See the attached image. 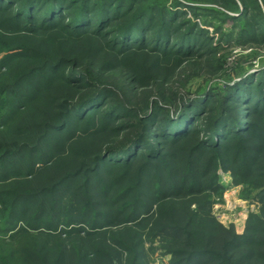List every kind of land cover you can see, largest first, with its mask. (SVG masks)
Returning a JSON list of instances; mask_svg holds the SVG:
<instances>
[{"label":"trees","instance_id":"1","mask_svg":"<svg viewBox=\"0 0 264 264\" xmlns=\"http://www.w3.org/2000/svg\"><path fill=\"white\" fill-rule=\"evenodd\" d=\"M160 1L0 0V22L15 26L19 33H26L25 37L64 34L67 41L79 45L93 64L108 70L118 66L125 70H121L125 80L119 89L93 85L77 67V59L65 55L54 61L43 60L37 66L39 76L29 73V85L36 89L30 91L28 100L30 105L45 97L51 100L45 102L47 107H41L38 114H29L31 121H22V128L19 125L13 129L12 135L19 141L0 154V163L9 156L21 161L26 157L27 176L37 180L38 169L33 170V159H47L39 170L42 175L56 170V163L65 160L63 155L48 163L52 157L41 152L43 143L52 139L53 134L71 128L91 131L78 140L103 136L106 147L97 152L84 148L73 152L77 168L69 172L62 167L55 174L59 180L53 181L45 196L37 199L56 195L59 200L67 190L69 198L76 202L71 204L76 214L67 224L77 227L78 236L104 237L113 225L124 224L123 233L137 237L139 228L150 225L146 235L161 241L164 252L171 257L169 264H264V69L222 91H207L178 105L162 98L163 101H143L133 106L124 90L128 87L131 94L132 84L140 86L146 100V86L158 75H169L163 65L179 66L216 56L220 46H213L207 32L196 21L187 19L188 11L194 19L202 16L199 12L224 16L238 31L236 41L241 45L264 43V12L256 0H236L240 5L234 0H215L224 8L237 11V16L188 1L171 0L169 5L165 3L168 0ZM225 40L230 43L229 37ZM26 53L8 56L15 59ZM46 72L52 76L43 74ZM11 92L15 95L17 91ZM63 92L72 96V101L53 106ZM51 102L52 108H58L57 113L50 108ZM15 107L9 121L22 110V105ZM51 109L53 114L49 113ZM0 122H6L3 115ZM26 134L29 145L19 139ZM115 139L119 142L113 145ZM218 170L230 172L235 185H247L249 190L257 191L260 213L247 218L241 235L232 227L219 224L211 214L214 198H221L224 191ZM78 178L83 182L73 190L71 182L66 189L61 185L64 179ZM56 184L62 187L54 189ZM21 200L16 195L9 208L0 203L2 210L8 212V228L3 232L10 233V239L26 237L27 228H33L23 226V218L17 213ZM32 201L36 199L29 198L27 204ZM65 232L62 235L70 233ZM138 237L134 248L114 244L126 256L125 264L141 262L138 257L142 254L143 239L140 234ZM62 249L66 251L65 246ZM63 253L56 264L65 263ZM98 256L99 261H109L106 255ZM75 264H86V260L79 257Z\"/></svg>","mask_w":264,"mask_h":264},{"label":"rangeland","instance_id":"2","mask_svg":"<svg viewBox=\"0 0 264 264\" xmlns=\"http://www.w3.org/2000/svg\"><path fill=\"white\" fill-rule=\"evenodd\" d=\"M170 1H165V3L169 5ZM179 1H188L198 7L211 8L218 12H224L229 16H237V11H230L215 0ZM160 2L164 3L162 0ZM256 2L261 11L264 12V0H256ZM236 4H239V2L236 1ZM199 13H202V16L194 19L191 12L188 11L186 14L187 19L196 21L199 27L207 32V35L212 38L213 46H220L217 49L216 56L208 60H194L195 62L190 61V63L187 61L179 66L171 63L163 65L164 69L169 70V73H167L169 75H158L152 83L150 82L146 86L145 92H149L146 100H143L141 96L142 87L132 84L131 94L127 92L128 87H124V90L129 95L126 98L129 104L139 106L143 101L146 103L152 100L163 101V98L178 105L183 101L192 100L207 91H222L226 86L233 85L247 75L264 69V43L251 44L248 42L245 45H241L236 41L238 31H234L231 21L219 14ZM203 13L205 14L203 15ZM3 23L0 22V117L3 115L6 122L4 124L0 122V154L12 148L15 141H19L13 137V129L15 127L18 128L17 126L19 125L22 128L25 125V122L22 121H31V119H28L29 114L30 116L38 114V110L41 107H47L45 102L51 100L50 97H45L40 99V103L36 101L33 105H30L28 100L30 91L32 92V89H36L31 88L33 85H29L32 80L31 75L39 76L41 74L38 72L40 69L37 66L42 64L43 60L54 61L57 56L66 55L70 59H77V67L89 77V81L93 85H108L112 88H119L124 84L125 76L122 73V71H125L124 69L122 70L118 66L108 70L101 68V65L93 64L76 42L65 39L66 35L55 32L52 34L46 33L42 35V38H27V36L25 37L26 33H19L15 26ZM216 28L217 31H215ZM221 34H223V37H221ZM227 37H229L230 43L225 40ZM85 47H88V45ZM25 50L31 54L29 55ZM14 52H25L26 54L21 57H15V59L8 56ZM101 60L102 58H100V62ZM161 69L159 68L158 70ZM29 73L32 74L30 75ZM43 74L48 75V77L52 76V73L49 72ZM11 91L17 92L14 95ZM52 91L49 95H52ZM120 95L123 96L121 93ZM69 96H65L63 92V95L54 102L53 106L58 103L63 104L62 101L64 100L72 101V96ZM17 104L22 105V110L15 113V115L18 114L16 119L12 117L9 121V115H14L12 112L16 110L15 106ZM50 108H52V102ZM52 109H54V112H58L56 111L58 108L53 107ZM52 109L49 113L52 112ZM82 123L84 122L82 121ZM68 130L53 134L52 139L41 146V152L44 153L45 157H52L48 163H53L56 158L65 155L63 156L64 161L56 163V170L47 171V174L45 172L43 175L39 174V170L44 167L47 159L32 160L35 163L33 170L38 169V172H35L38 175L36 176L39 177L37 180L34 179L32 181L27 176L29 163H27L28 159L26 157L21 161L9 156L3 160V164L0 163V203H4L5 207L9 208L13 204L14 197L19 195L22 200L17 207V213L23 218L21 222L24 223L23 226L25 224L28 226L33 225V228H27L26 237L21 236L10 239V233L6 234L7 232H3L4 229L8 228L5 226L7 217L9 218L8 212L6 209L2 210V205L0 204V264H56L58 256L61 252H64L63 249L60 251L64 246L66 247V251L63 253L64 264H75L79 257L80 259L84 258L86 264H108L110 261L111 264H125L126 256H122L114 244L122 243L124 246L134 248L133 244L139 240V234L143 239L142 254L140 258L138 257V259H141L140 264H169L171 257L164 252L161 241L152 240L146 235L147 228L150 225L139 228L140 232L137 237L133 233H123L125 225L118 224L109 228L104 237H90L87 239V236L81 237L77 235V227L74 224L69 226L67 224L71 216L76 214L72 209L74 207L71 205L73 203L76 204V202L69 198L70 195L67 194V190H62L63 196L59 200L56 195H52V198L42 197L41 200L37 201L41 196H45V190L49 186L51 187L54 182L59 180L56 179L58 176L56 177L55 174L58 175L62 167H65L64 171L69 172L77 168L73 164L76 161V159L74 160L75 155H73V152L80 150V148L97 152L101 148L106 147L104 142L106 138L103 136V138L96 136L95 138L90 137L78 140L83 135H90L91 131L84 133L81 129L71 128ZM28 137L29 134H26L19 139L22 138L29 145L31 142L26 141ZM118 142L117 139L113 140V145ZM68 153L69 157H67ZM218 176V181L223 186L224 191L221 198H214L211 214L219 224L226 228L232 227L236 234L241 235L244 232L247 218L250 215L260 213V204L255 197L257 191L249 190L247 185H235L230 172L225 173L218 170ZM68 182H71L70 185H72L73 190L82 184L83 180L80 178L72 181L64 179L61 185L66 189ZM56 187L59 188L60 184L54 185V189ZM121 187H123V184ZM90 196L95 197L94 199L98 198L93 193ZM27 197L36 199V201L27 204L29 200ZM74 206L78 207L77 205ZM96 210L101 211L100 209ZM131 227L133 228L134 225H131ZM63 230H67L65 233H70L64 236L62 235ZM14 251L15 253L13 254ZM98 254L106 255V259L109 261L103 259L99 261L101 257ZM129 258L132 259V255Z\"/></svg>","mask_w":264,"mask_h":264}]
</instances>
